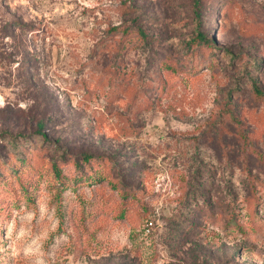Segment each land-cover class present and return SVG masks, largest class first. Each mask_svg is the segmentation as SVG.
<instances>
[{
    "label": "rangeland",
    "instance_id": "374dc122",
    "mask_svg": "<svg viewBox=\"0 0 264 264\" xmlns=\"http://www.w3.org/2000/svg\"><path fill=\"white\" fill-rule=\"evenodd\" d=\"M0 172V264H264V0H0Z\"/></svg>",
    "mask_w": 264,
    "mask_h": 264
},
{
    "label": "trees",
    "instance_id": "16d2710c",
    "mask_svg": "<svg viewBox=\"0 0 264 264\" xmlns=\"http://www.w3.org/2000/svg\"><path fill=\"white\" fill-rule=\"evenodd\" d=\"M201 1L202 0H195V4L197 6H200ZM197 40H198V44H201L207 48L214 47L215 43H216L215 38H212V39L209 38L208 39L207 36L205 34H202V33H198ZM254 86H255L256 93L258 95H263V92L260 90V88L257 86V84H255ZM44 128H45L44 124L39 125L38 132L40 133L41 137L46 139V133L43 132ZM16 137L17 136H12L10 139H16L17 140ZM63 158H64L63 163H67V162L71 161L72 164L78 169H82L84 167H85V169H87V168L92 169L93 163L95 161H97L100 157L93 155L91 153H85V154L81 155L79 158L74 157V156H71L70 158H67V157H63ZM52 168L55 171L56 177L61 178L62 171H61V168L59 167V163L57 160L52 162ZM1 173L2 172H0V174ZM102 178H104V176ZM98 180H101V178ZM112 185H113V187H117V184H115V183H113ZM124 196H127V194L124 193Z\"/></svg>",
    "mask_w": 264,
    "mask_h": 264
}]
</instances>
